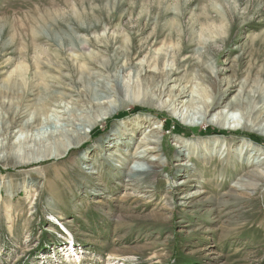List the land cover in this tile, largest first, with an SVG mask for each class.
I'll list each match as a JSON object with an SVG mask.
<instances>
[{"label": "rangeland", "instance_id": "rangeland-1", "mask_svg": "<svg viewBox=\"0 0 264 264\" xmlns=\"http://www.w3.org/2000/svg\"><path fill=\"white\" fill-rule=\"evenodd\" d=\"M167 51L168 94L234 81L264 106V0H0V264H264V177L244 178L264 170V135L222 130L215 111L181 121L198 93L174 112L128 102L155 100ZM150 130L161 166L134 183L125 159Z\"/></svg>", "mask_w": 264, "mask_h": 264}, {"label": "bare ground", "instance_id": "bare-ground-1", "mask_svg": "<svg viewBox=\"0 0 264 264\" xmlns=\"http://www.w3.org/2000/svg\"><path fill=\"white\" fill-rule=\"evenodd\" d=\"M172 57V53L170 51H167L166 53H157L155 57H153V68L151 69V72L153 75L160 76L161 78V84L158 86V94L155 97V100H152L154 98H151V96L146 92L145 90L135 91L132 93V96L130 98L128 97V102H138L141 104H152L156 102L157 108H165L169 112H174L175 108L179 105L182 106H190L196 104V94H200L203 97V101L200 102L202 104L201 109L198 111V116L196 118H189V117H182L181 121L183 120L185 123L188 122H195V123H203L206 120V117L210 115L211 111L213 112L212 116L207 121L208 123H214L217 126L220 127V129H226L228 131L232 129L237 128H246L245 123L250 120L252 127L256 126V131L258 133H261L264 135V106H260L258 108H255L252 106L253 102L255 101L251 100L249 98V93L246 91L242 95L240 94L244 90V84L243 83H235L234 81L227 83V86L224 89H219L217 91L214 90L213 93L210 92V94L207 93V89H200L197 88V85L192 83L190 80H183V77L180 78V81L183 80L184 84L181 86L180 89L171 87L170 92H174V94H168L165 89L167 88V85L169 82H171L173 79V76L177 72V68L175 67L174 63H172V60L169 62V58ZM150 63V62H149ZM143 64L150 68V64H148V61L142 60V62L139 63L140 65V71L143 70ZM160 64H163V67H159ZM149 72V70H147ZM146 71V72H147ZM217 71H209L208 72V80L210 78H213V76H216ZM211 81V80H210ZM213 82V81H212ZM211 83V82H210ZM151 84V83H150ZM194 84V85H193ZM137 85V84H136ZM151 86V85H150ZM180 86V84H179ZM239 86L238 94L237 96L233 97L232 100L226 102L223 105H220L221 103V97L222 100H226L227 95L232 91V89H229L228 87H236ZM165 98V99H163ZM220 98V100H219ZM154 101V102H153ZM218 107H222L220 110L216 109ZM215 109V110H214ZM254 109V110H253ZM235 110L239 111V114L236 115L233 112ZM37 114L33 115V117L30 120H26L24 123L18 124L16 121V124L13 122L12 128H19L20 130H27L30 128H33V125H37L39 123V119L36 116ZM14 119V118H13ZM9 128V127H8ZM77 129V128H76ZM219 129V131H220ZM221 130V131H222ZM81 131V130H80ZM140 131V130H138ZM76 133V132H75ZM87 133V131L79 132L80 134L79 139H82L84 134ZM222 133V132H221ZM11 134V132L9 133ZM147 135V134H146ZM10 136V135H9ZM141 146L144 147V149H140L141 147L137 148L136 151L130 156L128 160L125 159V162L130 161V167H128V170L125 174V177L128 178V180H132L136 182H143L149 180L151 176H155L157 172V167L161 166V159L160 156L155 155L153 157H150V155L157 151L156 149V143L158 140L157 137V131L156 130H150L149 134L147 136H144ZM224 142H227V139H216L215 141L211 140L214 145H219ZM76 145L75 142L68 141L67 144H65L62 151L59 153L54 154L55 157H61L65 154L69 149L73 148L72 146ZM126 150L128 149L126 145ZM4 148L3 146H0V152H3ZM247 151V149H245ZM25 162V161H23ZM253 163V162H252ZM255 162L254 164H251L248 168V170L244 173V178L247 179H253L258 181L259 179L264 177V170L259 168L262 163H259L256 166ZM96 171H89V174L95 173ZM243 175V174H242ZM141 176V177H136ZM226 176V175H225ZM224 177V176H223ZM126 178V179H127ZM243 182V179H240ZM247 181V180H246Z\"/></svg>", "mask_w": 264, "mask_h": 264}, {"label": "trees", "instance_id": "trees-1", "mask_svg": "<svg viewBox=\"0 0 264 264\" xmlns=\"http://www.w3.org/2000/svg\"><path fill=\"white\" fill-rule=\"evenodd\" d=\"M250 137H252L254 141H255V139H257L255 136H250ZM252 138H251V139H252ZM256 141H257V140H256Z\"/></svg>", "mask_w": 264, "mask_h": 264}]
</instances>
